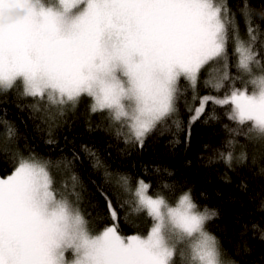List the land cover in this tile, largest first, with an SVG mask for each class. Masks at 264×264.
Returning <instances> with one entry per match:
<instances>
[{
	"label": "rangeland",
	"instance_id": "374dc122",
	"mask_svg": "<svg viewBox=\"0 0 264 264\" xmlns=\"http://www.w3.org/2000/svg\"><path fill=\"white\" fill-rule=\"evenodd\" d=\"M218 2L0 0V87L19 80L32 96L88 95L141 141L171 110L179 77L194 83L222 51ZM236 49L245 71L259 66L241 41ZM230 100L239 119L264 130V75ZM133 191L153 219L149 233L122 235L112 224L91 234L79 209L53 194L44 163L22 161L0 176V264H170L176 248L196 264H229L189 194L167 203L142 180Z\"/></svg>",
	"mask_w": 264,
	"mask_h": 264
},
{
	"label": "trees",
	"instance_id": "16d2710c",
	"mask_svg": "<svg viewBox=\"0 0 264 264\" xmlns=\"http://www.w3.org/2000/svg\"><path fill=\"white\" fill-rule=\"evenodd\" d=\"M212 1H219L222 51L194 83L179 77L171 110L141 141L108 109L94 110L88 95L32 96L19 80L0 87V176L27 159L44 163L53 194L79 209L91 234L112 224L122 235L149 233L153 219L133 191L138 181L167 203L187 193L208 214L203 229L224 262L264 264V130L239 119L230 100L264 75V0ZM237 41L257 68L239 64ZM170 264L196 263L176 248Z\"/></svg>",
	"mask_w": 264,
	"mask_h": 264
}]
</instances>
